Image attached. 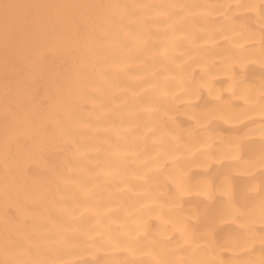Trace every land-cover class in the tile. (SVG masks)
Here are the masks:
<instances>
[{"label": "bare ground", "instance_id": "6f19581e", "mask_svg": "<svg viewBox=\"0 0 264 264\" xmlns=\"http://www.w3.org/2000/svg\"><path fill=\"white\" fill-rule=\"evenodd\" d=\"M0 264H264V0H0Z\"/></svg>", "mask_w": 264, "mask_h": 264}]
</instances>
